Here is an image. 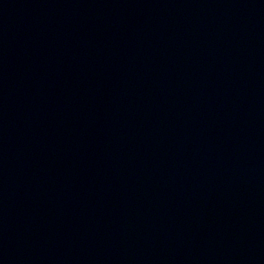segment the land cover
I'll return each instance as SVG.
<instances>
[{"label": "water", "instance_id": "1", "mask_svg": "<svg viewBox=\"0 0 264 264\" xmlns=\"http://www.w3.org/2000/svg\"><path fill=\"white\" fill-rule=\"evenodd\" d=\"M0 264H264V0H0Z\"/></svg>", "mask_w": 264, "mask_h": 264}]
</instances>
